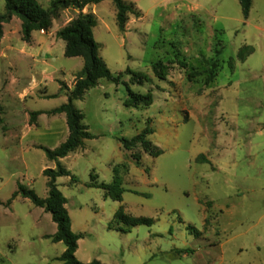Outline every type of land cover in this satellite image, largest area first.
Masks as SVG:
<instances>
[{"label":"rangeland","instance_id":"1","mask_svg":"<svg viewBox=\"0 0 264 264\" xmlns=\"http://www.w3.org/2000/svg\"><path fill=\"white\" fill-rule=\"evenodd\" d=\"M50 1L38 0L44 8ZM123 1L134 9L123 30L113 0L81 10L96 17L99 55L120 81L101 79L73 101L87 130L101 131L59 158L78 179L56 178L71 228L82 235L76 258L264 264V0H252L247 18L238 0ZM79 12L60 9L47 30L32 32L25 53L3 54L10 38L0 45V264H61L63 243L47 237L56 230L50 214L19 194L10 198L18 184L47 195L42 171L55 161L40 147H57L68 128L64 113L45 111L66 102L82 69L80 57L64 56L56 32ZM14 28L10 22L11 39ZM127 68L148 80L132 82ZM129 90L152 101L126 106ZM146 126L157 156L118 140ZM114 174L125 188L120 199L86 186ZM118 210L153 222L127 230Z\"/></svg>","mask_w":264,"mask_h":264},{"label":"trees","instance_id":"2","mask_svg":"<svg viewBox=\"0 0 264 264\" xmlns=\"http://www.w3.org/2000/svg\"><path fill=\"white\" fill-rule=\"evenodd\" d=\"M102 0H51L49 7L44 8L38 0H4V12L0 14V36L2 34V23L8 22L13 16L20 20V34L23 41L28 42L33 31L47 30L51 26L52 18L60 9L74 7L80 10L79 14L72 18L66 25L57 30L56 36L64 42L63 54L66 57H80L82 59V69L77 75L73 88L67 92L66 102L54 107L45 113L55 114L64 113L68 134L63 142H61L54 149L41 146L46 157L49 160L55 161V168L46 167L42 174L46 177L47 195L42 198L38 196L31 188L25 187L22 184L17 185V189L12 193L10 200L16 195L27 198L30 202L45 212L49 213L52 221L56 225V230L53 234L48 235L52 242H62L64 250L56 258L61 264H104L97 259L89 262H81L76 256L75 252L78 247V240L81 238L80 233H76L71 228V219L66 208V197L62 194L56 184V178L60 176H69L71 182H77V177L65 168L60 162L59 158L66 156L70 151L79 147L84 139H91L94 137L86 126L82 123L83 114L75 107L73 101L80 98L84 92L92 87H95L99 80L106 79L115 84L120 81V76L113 74L108 68L105 61L99 55L98 43L93 37L92 29L96 25V17L91 12L83 13L81 10L89 4H95ZM116 6V22L120 30L124 29L129 12H134L131 4L123 0H113ZM242 15L247 18L251 8L252 0H238ZM137 13V12H136ZM253 51L252 47L244 53L249 55ZM242 56V54H240ZM157 67L163 68L161 63H155L153 69L158 77L162 78L161 73H157ZM130 75L132 82H142V79L148 80L145 75H140L131 69H126ZM209 74L208 78H211ZM141 80V81H140ZM53 95H50L51 97ZM152 101L150 93L138 94L128 91V97L125 100L126 106H134L140 103L149 104ZM39 114V111H34L31 115ZM153 132V129L146 126L138 134L131 138L120 137L118 140L128 150H133L140 144L147 152L157 156L161 154L159 149L154 148L150 141L146 138ZM133 157L139 159V156L134 153ZM205 161V157L201 156ZM93 177V176H92ZM88 187H94L104 190L108 196L120 199L125 191L122 186L120 176L114 174L110 183L90 181L86 183ZM138 193L137 191H133ZM117 220L123 224L127 230L137 225L150 226L153 222L151 217L145 216H131L124 214L121 210L116 213ZM196 231V229H192ZM189 250H185L187 252Z\"/></svg>","mask_w":264,"mask_h":264},{"label":"crops","instance_id":"3","mask_svg":"<svg viewBox=\"0 0 264 264\" xmlns=\"http://www.w3.org/2000/svg\"><path fill=\"white\" fill-rule=\"evenodd\" d=\"M10 22H14L15 23V28H14L15 34H14V36L17 35V37H13L12 39H11V37L9 35V32H11V30H12V29H10ZM1 25H2V32L3 33L0 36V45L3 44V43H6L7 40L10 38L9 39V44L7 45V47L5 46L3 54H11L12 55V54L17 53V52L19 54H21V52L25 53L29 48H31L30 44L28 42H26V41H23L21 39V37H20V20L19 19H17L16 17H12L10 19V21H8L6 23H3ZM18 40H21L22 42L19 43ZM6 48H8V49H6ZM42 48H43L42 46H39V49H42ZM46 52H47L46 53L47 55H50V52H51L50 46H47ZM50 95H52V92L51 93H46L45 97H49ZM100 122L103 123L102 120ZM89 131H90V133L95 134V135L96 134L98 135L101 132V131L96 132V131L92 130L91 128H89ZM99 136L100 135H98V137ZM91 139H94V138H91ZM77 249H78V247H77Z\"/></svg>","mask_w":264,"mask_h":264}]
</instances>
